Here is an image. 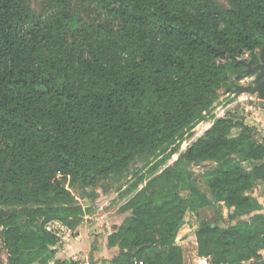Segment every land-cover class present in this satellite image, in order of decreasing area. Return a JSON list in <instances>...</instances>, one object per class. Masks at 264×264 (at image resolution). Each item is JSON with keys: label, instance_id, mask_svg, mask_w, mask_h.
Instances as JSON below:
<instances>
[{"label": "trees", "instance_id": "trees-1", "mask_svg": "<svg viewBox=\"0 0 264 264\" xmlns=\"http://www.w3.org/2000/svg\"><path fill=\"white\" fill-rule=\"evenodd\" d=\"M80 1L84 18L76 0H43L46 15L0 0V256L48 264L59 241L48 226L74 230L86 212L72 187L123 178L135 162L156 171L184 131L211 120L154 181L127 189L119 213L129 215L107 237L120 250L111 264H184L187 230L209 264H264L253 196L264 138L241 117L212 115L218 92L258 61L264 0ZM200 166L207 193L192 171ZM218 203L233 224L198 217Z\"/></svg>", "mask_w": 264, "mask_h": 264}, {"label": "rangeland", "instance_id": "rangeland-1", "mask_svg": "<svg viewBox=\"0 0 264 264\" xmlns=\"http://www.w3.org/2000/svg\"><path fill=\"white\" fill-rule=\"evenodd\" d=\"M217 1L224 2L223 0ZM28 2L36 14L46 15L48 13L47 10L45 11L43 0H28ZM81 3L80 0H76L74 7L75 11L84 18V12L80 11ZM245 59L248 60L249 57L245 56ZM251 80V78H246L239 82L231 80L230 83L247 86L251 83ZM229 87L233 88L232 86ZM226 90L223 88L218 92L219 99L215 103L212 111L214 118L218 119L225 116L241 117L248 127L254 129L258 139L264 138V104L257 99L256 95L226 93ZM207 122L208 124L204 121L197 123L184 131L178 138V142L180 143L178 154H182L191 143L199 138L203 132L211 126L212 121L207 120ZM178 154L173 155L164 166L153 172L149 170L152 164L135 162L130 165L128 172L123 178L100 181L94 187L74 186L70 189L75 203L86 211L81 224L82 231H80L84 233L86 237H89V246H87V253H89V255L94 257L95 253L99 251L98 245L100 244V247L103 245L105 236L113 230V227L121 223L123 219L129 215V213L120 214L119 209L129 199V194H126V191L130 185L143 176V180L138 184L137 188V191L142 190L148 183L154 181L165 168L174 163ZM192 171L197 186L200 190L207 193L208 188L202 176L205 171L204 168L201 166L194 167ZM155 186L157 187L159 184ZM253 196L256 197L259 202L263 203L264 210V182L257 186L253 192ZM198 217L215 223L219 227H226L234 223L228 220L226 210L222 208L221 204H217L215 208L201 210ZM242 219L246 220L247 217ZM189 221L193 225L196 224L193 218H189ZM48 228L62 238H69L67 229L59 223H51ZM99 240H101V242ZM178 243L183 250L184 264H209L207 259H202L197 256V247L193 230L182 232ZM104 254L107 258L112 257V254ZM261 255L264 258V252H262ZM5 257V253H2L0 256L2 261L5 260ZM87 261L91 264L90 259ZM94 261L100 262L99 259ZM101 261L105 264V261Z\"/></svg>", "mask_w": 264, "mask_h": 264}, {"label": "crops", "instance_id": "crops-1", "mask_svg": "<svg viewBox=\"0 0 264 264\" xmlns=\"http://www.w3.org/2000/svg\"><path fill=\"white\" fill-rule=\"evenodd\" d=\"M204 122L208 124L207 120ZM240 167L247 172L250 171L251 169L250 165L247 163H240ZM259 203L263 206V203L261 202ZM218 204H221L222 208L225 209L222 203H218ZM226 216H227V211H226ZM121 223H119L116 226H119ZM81 224L74 230L67 229L69 233V238L68 237L62 238L56 234L59 238V241L52 248V250L54 251V254H53L52 259L48 262V264H53L57 261L64 262L65 264H89V262L87 261L88 259H90L91 264H104L102 263L101 260L105 261V264H111L112 260L118 256V254L120 253V250L117 247L111 248L107 245V237L111 234L112 231H110L105 236L103 245L101 247H100V244L98 245L99 251L95 253V256L93 257L89 255V253H87V246H89V237H86V235L81 232L82 231ZM99 241L101 242V240ZM104 253L112 254V257L107 258ZM92 257H93V261H92ZM98 259L100 260V262L94 261ZM1 263L6 264V257L4 261L1 260Z\"/></svg>", "mask_w": 264, "mask_h": 264}, {"label": "water", "instance_id": "water-1", "mask_svg": "<svg viewBox=\"0 0 264 264\" xmlns=\"http://www.w3.org/2000/svg\"><path fill=\"white\" fill-rule=\"evenodd\" d=\"M257 60L255 65L253 59L245 62L243 75L238 77L240 81L251 78V83L247 86L234 85L227 88L226 93L256 95L259 101L264 102V46L259 50Z\"/></svg>", "mask_w": 264, "mask_h": 264}, {"label": "flooded vegetation", "instance_id": "flooded-vegetation-1", "mask_svg": "<svg viewBox=\"0 0 264 264\" xmlns=\"http://www.w3.org/2000/svg\"><path fill=\"white\" fill-rule=\"evenodd\" d=\"M258 62L253 63V65L257 64Z\"/></svg>", "mask_w": 264, "mask_h": 264}]
</instances>
